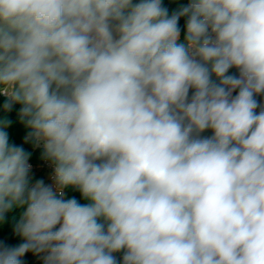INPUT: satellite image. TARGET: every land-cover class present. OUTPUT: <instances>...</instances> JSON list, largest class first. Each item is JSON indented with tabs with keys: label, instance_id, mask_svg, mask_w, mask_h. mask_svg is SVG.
I'll return each mask as SVG.
<instances>
[{
	"label": "clouds",
	"instance_id": "clouds-1",
	"mask_svg": "<svg viewBox=\"0 0 264 264\" xmlns=\"http://www.w3.org/2000/svg\"><path fill=\"white\" fill-rule=\"evenodd\" d=\"M0 96V264H264V0H0Z\"/></svg>",
	"mask_w": 264,
	"mask_h": 264
},
{
	"label": "trees",
	"instance_id": "trees-1",
	"mask_svg": "<svg viewBox=\"0 0 264 264\" xmlns=\"http://www.w3.org/2000/svg\"><path fill=\"white\" fill-rule=\"evenodd\" d=\"M135 2V0H134ZM187 0H163V4L169 8L170 11L175 10L179 7L180 4H186ZM185 25V18H181L180 26L183 29ZM232 73H237L236 69L230 70ZM238 74V73H237ZM257 99L264 104V96H259ZM5 101L3 96H0V118H3L5 115L11 119L12 124L6 129L9 134L10 142H13L19 146H22L27 152L31 153L30 164L34 166V169L31 170V182L35 183L36 180H42L44 177V171L39 170L38 166L45 160L43 156L42 146H38L34 141H26L30 129L27 128L22 122H20L17 112L19 110V105L10 113H4L2 105ZM202 135H211V132H205ZM49 161V160H48ZM68 196H76L77 199H80V195L77 191L72 189L65 190ZM82 203L86 201L81 200ZM23 212V209L16 208L6 214L5 220L0 222V242H4L8 245H18L22 242L20 236L15 231V224L19 221L20 216ZM25 264H43L41 261V256L33 255L31 253L27 254L24 257Z\"/></svg>",
	"mask_w": 264,
	"mask_h": 264
},
{
	"label": "built area",
	"instance_id": "built-area-1",
	"mask_svg": "<svg viewBox=\"0 0 264 264\" xmlns=\"http://www.w3.org/2000/svg\"><path fill=\"white\" fill-rule=\"evenodd\" d=\"M32 166V165H31ZM32 169H34V166H32ZM39 170H43L44 173H47L48 178L50 181L54 183L53 175H54V166L51 161L45 160L43 161L39 166Z\"/></svg>",
	"mask_w": 264,
	"mask_h": 264
},
{
	"label": "rangeland",
	"instance_id": "rangeland-1",
	"mask_svg": "<svg viewBox=\"0 0 264 264\" xmlns=\"http://www.w3.org/2000/svg\"><path fill=\"white\" fill-rule=\"evenodd\" d=\"M46 184H53L52 181L49 180L47 173H44V177L42 179ZM42 261V258H41Z\"/></svg>",
	"mask_w": 264,
	"mask_h": 264
}]
</instances>
